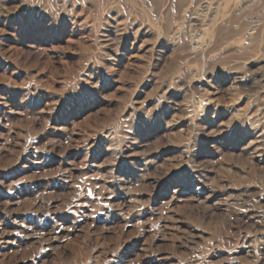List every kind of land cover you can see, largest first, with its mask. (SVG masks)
<instances>
[{"label": "rangeland", "instance_id": "obj_1", "mask_svg": "<svg viewBox=\"0 0 264 264\" xmlns=\"http://www.w3.org/2000/svg\"><path fill=\"white\" fill-rule=\"evenodd\" d=\"M216 2L0 0V264H264V0Z\"/></svg>", "mask_w": 264, "mask_h": 264}, {"label": "bare ground", "instance_id": "obj_2", "mask_svg": "<svg viewBox=\"0 0 264 264\" xmlns=\"http://www.w3.org/2000/svg\"><path fill=\"white\" fill-rule=\"evenodd\" d=\"M93 1L95 2L96 0H93ZM214 1L215 0H148V2L150 3L152 11L155 12L157 20H159V25L162 28V31L167 36H171L172 41H174V42H177L181 38L184 29L182 30L181 26L176 25V23H175L176 20H174L172 18L173 17L172 15L175 14V12L179 13L180 11H183L184 13L189 14L190 10H192L193 7H195L199 2L200 3L203 2V3H207L208 5L209 4L211 5V4H213ZM221 3H223L226 6L228 4V0H224V1L218 0V3H217L218 6H221L222 5ZM235 20H236V18H235ZM228 31H230V30H228ZM240 33H242V32H240ZM228 35L230 36V34H228ZM233 35H234V33H233ZM192 49H193V47H192Z\"/></svg>", "mask_w": 264, "mask_h": 264}]
</instances>
